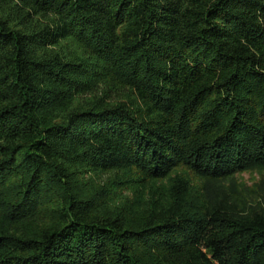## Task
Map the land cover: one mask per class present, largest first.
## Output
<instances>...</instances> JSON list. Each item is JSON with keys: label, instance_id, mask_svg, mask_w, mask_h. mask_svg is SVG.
Segmentation results:
<instances>
[{"label": "trees", "instance_id": "1", "mask_svg": "<svg viewBox=\"0 0 264 264\" xmlns=\"http://www.w3.org/2000/svg\"><path fill=\"white\" fill-rule=\"evenodd\" d=\"M0 264H264V0H0Z\"/></svg>", "mask_w": 264, "mask_h": 264}, {"label": "rangeland", "instance_id": "2", "mask_svg": "<svg viewBox=\"0 0 264 264\" xmlns=\"http://www.w3.org/2000/svg\"><path fill=\"white\" fill-rule=\"evenodd\" d=\"M240 178L249 186H252L255 182L259 181L260 179L257 173H244L240 176Z\"/></svg>", "mask_w": 264, "mask_h": 264}]
</instances>
